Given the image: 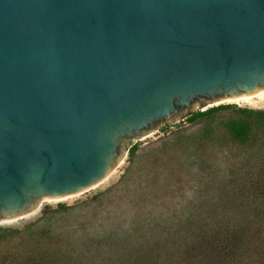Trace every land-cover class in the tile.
Returning <instances> with one entry per match:
<instances>
[{"label": "water", "instance_id": "obj_1", "mask_svg": "<svg viewBox=\"0 0 264 264\" xmlns=\"http://www.w3.org/2000/svg\"><path fill=\"white\" fill-rule=\"evenodd\" d=\"M264 94V0H0V223L94 193L118 146Z\"/></svg>", "mask_w": 264, "mask_h": 264}, {"label": "rangeland", "instance_id": "obj_2", "mask_svg": "<svg viewBox=\"0 0 264 264\" xmlns=\"http://www.w3.org/2000/svg\"><path fill=\"white\" fill-rule=\"evenodd\" d=\"M228 105L231 110L187 123L190 114L211 108L194 107L178 124L118 146L121 160L94 193L55 206L44 201L33 216L0 223V264H26L43 251L64 255L71 264H108L115 248L145 244L161 234L164 222L205 216L213 206L219 213L217 205L264 175V129H254L257 141L247 145L235 142L229 130L241 118L236 109L264 112V101Z\"/></svg>", "mask_w": 264, "mask_h": 264}, {"label": "trees", "instance_id": "obj_3", "mask_svg": "<svg viewBox=\"0 0 264 264\" xmlns=\"http://www.w3.org/2000/svg\"><path fill=\"white\" fill-rule=\"evenodd\" d=\"M231 109L228 104L218 105L190 114L185 121L193 123ZM234 112L241 118L230 124L233 140L242 145L256 143L257 136L253 130L264 129V112L248 109H236ZM134 152L135 146L129 149V156L132 157ZM237 194L238 197L234 194L227 203L217 205L221 210L219 213L214 212L216 207L213 206L212 213L205 216L164 222L161 234L151 235L145 244L141 242L137 248L125 250L115 248V255L108 264H264V175L249 189L239 188ZM58 207L65 209L62 205ZM227 210L233 213H224ZM174 224L175 227L171 228ZM25 262L72 263L64 255L46 251L33 253Z\"/></svg>", "mask_w": 264, "mask_h": 264}, {"label": "bare ground", "instance_id": "obj_4", "mask_svg": "<svg viewBox=\"0 0 264 264\" xmlns=\"http://www.w3.org/2000/svg\"><path fill=\"white\" fill-rule=\"evenodd\" d=\"M256 101H264V94L255 98V99H252V100H245V101H239V102H232L233 104H248V105H251L253 104L254 102ZM232 103H228V104H232ZM115 170V167H113L111 170H110V175L114 172ZM68 198H66L65 200H67ZM7 223H11L12 221H6ZM4 222V223H6Z\"/></svg>", "mask_w": 264, "mask_h": 264}]
</instances>
